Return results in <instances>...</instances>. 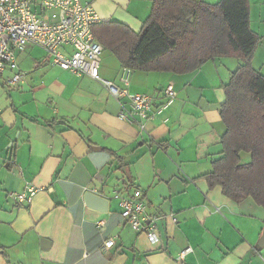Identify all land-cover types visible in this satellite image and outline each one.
Here are the masks:
<instances>
[{"label":"crops","instance_id":"1","mask_svg":"<svg viewBox=\"0 0 264 264\" xmlns=\"http://www.w3.org/2000/svg\"><path fill=\"white\" fill-rule=\"evenodd\" d=\"M82 1L102 22L135 32L152 10V0ZM249 4L251 29L261 36L264 0ZM17 63L20 84L8 85L9 70L0 75V264H264L263 207L229 199L207 178L223 157L224 85L244 64L240 58H214L186 74L132 71V92L167 85L177 92L144 130L119 119L120 103L101 83L52 66L41 48L18 52ZM122 68L104 50L101 76L121 86ZM241 159L248 163L250 155ZM28 186L37 189L29 205L9 197ZM137 188L156 219L158 242L122 216L115 192ZM88 191L109 200L105 212L87 206ZM109 239L115 243L106 248ZM188 246L193 252L179 262Z\"/></svg>","mask_w":264,"mask_h":264},{"label":"trees","instance_id":"2","mask_svg":"<svg viewBox=\"0 0 264 264\" xmlns=\"http://www.w3.org/2000/svg\"><path fill=\"white\" fill-rule=\"evenodd\" d=\"M93 33L132 71L186 74L227 56L244 62L224 85L223 157L212 162L207 178L229 199L250 198L264 209V75L251 63L261 38L251 29L249 0H152L140 32L104 21ZM242 153L250 155L248 163H242Z\"/></svg>","mask_w":264,"mask_h":264},{"label":"built area","instance_id":"3","mask_svg":"<svg viewBox=\"0 0 264 264\" xmlns=\"http://www.w3.org/2000/svg\"><path fill=\"white\" fill-rule=\"evenodd\" d=\"M101 22L94 6L82 0H0V75L9 70L13 75L8 85L20 84L24 75L18 67L17 53L31 46L39 47L52 66L101 83L120 103L119 119L144 130L148 122L164 115L177 92L172 85L153 94L130 91L132 69L128 67L121 69V86L103 78L100 67L104 47L93 33V26ZM36 193V188L28 186L22 192L9 193V197L23 206L29 205ZM115 197L129 226L146 233L151 242H158V225L155 218L148 217L143 191L137 188L128 196L116 191ZM172 221L177 219L172 217ZM114 243V239H109L105 247L111 248ZM192 252V247L184 248L178 261L184 262Z\"/></svg>","mask_w":264,"mask_h":264},{"label":"water","instance_id":"4","mask_svg":"<svg viewBox=\"0 0 264 264\" xmlns=\"http://www.w3.org/2000/svg\"><path fill=\"white\" fill-rule=\"evenodd\" d=\"M84 200L88 207L96 209L101 212H105L109 204L108 199L103 198L92 191H88L85 194ZM260 245L264 246V234H263V238H262Z\"/></svg>","mask_w":264,"mask_h":264},{"label":"rangeland","instance_id":"5","mask_svg":"<svg viewBox=\"0 0 264 264\" xmlns=\"http://www.w3.org/2000/svg\"><path fill=\"white\" fill-rule=\"evenodd\" d=\"M251 24H255L254 18L251 20ZM260 33H261L262 37L260 36L261 39H260V42H259L255 52H254L251 63H252V66L258 72H260L262 75H264V30L262 29V31Z\"/></svg>","mask_w":264,"mask_h":264}]
</instances>
